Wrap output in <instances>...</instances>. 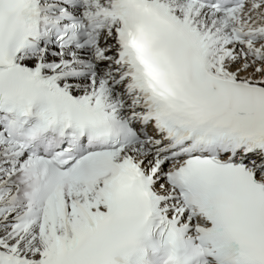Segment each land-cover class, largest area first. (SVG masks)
I'll use <instances>...</instances> for the list:
<instances>
[{"label":"snow or ice","instance_id":"obj_1","mask_svg":"<svg viewBox=\"0 0 264 264\" xmlns=\"http://www.w3.org/2000/svg\"><path fill=\"white\" fill-rule=\"evenodd\" d=\"M0 264H264V0H0Z\"/></svg>","mask_w":264,"mask_h":264}]
</instances>
